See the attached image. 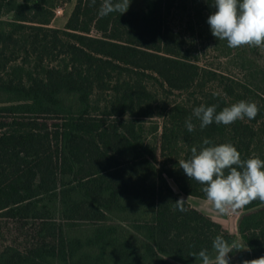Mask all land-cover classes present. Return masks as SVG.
Instances as JSON below:
<instances>
[{"label":"trees","instance_id":"1","mask_svg":"<svg viewBox=\"0 0 264 264\" xmlns=\"http://www.w3.org/2000/svg\"><path fill=\"white\" fill-rule=\"evenodd\" d=\"M0 0V264H201L216 235L236 237L179 199L207 200L178 161L208 138L264 160V67L243 80L202 68L168 22L189 1L100 17L102 0ZM216 42L218 39L216 38ZM209 82L219 91L205 92ZM174 93L187 96L166 103ZM255 102V119L188 132L195 107ZM126 222L127 227L116 222ZM78 229L80 230L79 232ZM235 264L264 256V205L238 221Z\"/></svg>","mask_w":264,"mask_h":264},{"label":"clouds","instance_id":"2","mask_svg":"<svg viewBox=\"0 0 264 264\" xmlns=\"http://www.w3.org/2000/svg\"><path fill=\"white\" fill-rule=\"evenodd\" d=\"M131 0H102L99 16L105 17L118 12L121 15L129 9ZM96 4L90 0L89 6ZM215 11L208 16L211 34L227 46L236 49L242 46L264 50V0H213ZM259 114L255 102L241 100L217 111V105L195 107L185 120L188 132L196 129L193 118L199 121V128L205 129L216 123L225 126L237 120H252ZM190 157L178 161L179 167L190 179L201 184L206 199L215 211L222 215L237 213L253 201L264 205V160L258 156L242 159L241 153L232 143L215 144L205 138L202 145L191 148ZM185 199L179 198L175 208L186 212ZM244 249L238 239L229 242L222 235L212 241V250L201 249L190 255L201 264H230V253ZM241 264H264V256L243 260Z\"/></svg>","mask_w":264,"mask_h":264},{"label":"rangeland","instance_id":"3","mask_svg":"<svg viewBox=\"0 0 264 264\" xmlns=\"http://www.w3.org/2000/svg\"><path fill=\"white\" fill-rule=\"evenodd\" d=\"M75 3L76 0H71L57 9L52 27L57 29L65 27ZM148 3V0H131L128 11H139L144 14L147 12ZM187 7L185 11L181 9L175 10L169 17L168 22L185 39L193 59L202 68L235 80H243L246 72L245 69L249 67L250 63L258 67H264V50L248 46L232 49L227 46L226 41L218 40L216 42L217 40L211 34L210 26L207 23L210 14L203 11V16H200L201 9L193 1H189ZM204 91H219L218 84L216 82H209ZM186 96L185 93H174L166 97L165 102H179ZM170 184L179 198L183 197L186 203L221 224L224 230L235 236L240 242L238 221L244 214V208L235 214L222 215L214 210L208 200L185 196L174 181L170 180ZM116 222L125 227L128 226L126 222L121 220L116 219ZM79 231L78 229L77 232ZM234 260V258L230 257V264H235Z\"/></svg>","mask_w":264,"mask_h":264}]
</instances>
